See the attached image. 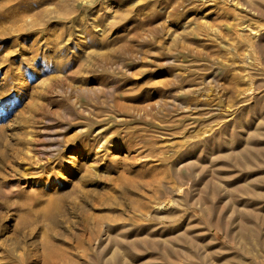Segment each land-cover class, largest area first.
I'll use <instances>...</instances> for the list:
<instances>
[{
    "label": "rangeland",
    "instance_id": "1",
    "mask_svg": "<svg viewBox=\"0 0 264 264\" xmlns=\"http://www.w3.org/2000/svg\"><path fill=\"white\" fill-rule=\"evenodd\" d=\"M212 254L264 264V0H0V264Z\"/></svg>",
    "mask_w": 264,
    "mask_h": 264
},
{
    "label": "bare ground",
    "instance_id": "2",
    "mask_svg": "<svg viewBox=\"0 0 264 264\" xmlns=\"http://www.w3.org/2000/svg\"><path fill=\"white\" fill-rule=\"evenodd\" d=\"M259 29H257L256 31H251L250 33H251V35H250V33H249V37H248V45L247 46H249V47H252V42H251V38L252 37H255L256 35H257V31H258ZM251 42V43H250ZM40 72V71H39ZM232 235H233V232H230V233H224L223 234V237L225 238V239H228L229 237H232ZM202 256H204V258L206 257V259L204 260V259H201L200 260V263L201 264H252L251 262H249V261H245V260H243V259H239V258H237V259H235V260H231V259H229V258H222V257H217V256H215L214 254H212V255H202Z\"/></svg>",
    "mask_w": 264,
    "mask_h": 264
}]
</instances>
